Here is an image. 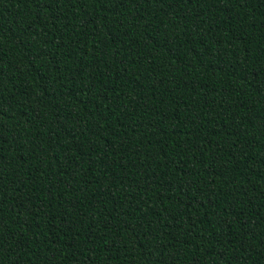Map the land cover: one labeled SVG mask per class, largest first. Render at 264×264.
<instances>
[{
	"label": "trees",
	"instance_id": "obj_1",
	"mask_svg": "<svg viewBox=\"0 0 264 264\" xmlns=\"http://www.w3.org/2000/svg\"><path fill=\"white\" fill-rule=\"evenodd\" d=\"M0 264H264V0H0Z\"/></svg>",
	"mask_w": 264,
	"mask_h": 264
}]
</instances>
